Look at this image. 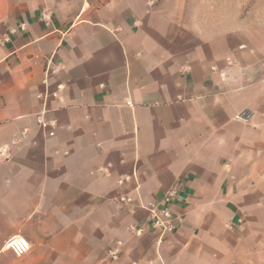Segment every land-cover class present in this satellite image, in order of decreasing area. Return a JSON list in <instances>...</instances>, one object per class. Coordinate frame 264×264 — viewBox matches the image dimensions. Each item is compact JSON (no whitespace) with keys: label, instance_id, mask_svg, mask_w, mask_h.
<instances>
[{"label":"crops","instance_id":"1","mask_svg":"<svg viewBox=\"0 0 264 264\" xmlns=\"http://www.w3.org/2000/svg\"><path fill=\"white\" fill-rule=\"evenodd\" d=\"M223 7L0 0V264H264V13Z\"/></svg>","mask_w":264,"mask_h":264},{"label":"built area","instance_id":"2","mask_svg":"<svg viewBox=\"0 0 264 264\" xmlns=\"http://www.w3.org/2000/svg\"><path fill=\"white\" fill-rule=\"evenodd\" d=\"M25 29V24L22 26ZM5 40H9V37H5ZM252 117V112L250 110H244L236 115L238 120L243 122H248ZM42 127L48 130V134L53 136L55 134V128L57 122L55 119L44 121L40 120ZM131 175H124L119 179V184L124 185L131 181ZM178 196V189L172 187L166 192L161 202H150L146 205L149 211V217L145 224L141 226H133L131 230L136 236H141L146 228H150L154 232H160L161 234L174 232L181 221V218L173 212L171 204L174 202ZM116 200L120 203L131 204L133 203V198L125 193L116 197ZM121 246L122 242L119 241L116 245L108 250L105 262L108 264H114L120 259L121 256ZM6 247L9 248L16 256L21 257L29 253L32 249L31 242L23 235H16L11 237Z\"/></svg>","mask_w":264,"mask_h":264},{"label":"rangeland","instance_id":"3","mask_svg":"<svg viewBox=\"0 0 264 264\" xmlns=\"http://www.w3.org/2000/svg\"><path fill=\"white\" fill-rule=\"evenodd\" d=\"M202 0H192V2H201ZM215 2L216 0H211ZM224 4L225 13L227 15V18L232 17V15H235L236 12L239 11V13L245 18L247 16V11L253 8L255 5L257 6V14L258 18L261 17V13H264V0H219ZM264 17V16H262Z\"/></svg>","mask_w":264,"mask_h":264}]
</instances>
